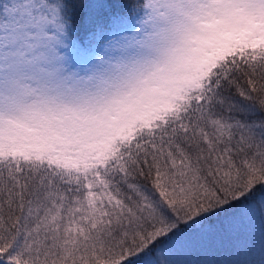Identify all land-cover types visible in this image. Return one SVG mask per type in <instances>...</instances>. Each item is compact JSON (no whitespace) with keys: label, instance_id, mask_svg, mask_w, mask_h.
<instances>
[{"label":"snow or ice","instance_id":"6c2138e0","mask_svg":"<svg viewBox=\"0 0 264 264\" xmlns=\"http://www.w3.org/2000/svg\"><path fill=\"white\" fill-rule=\"evenodd\" d=\"M0 264H264V0H0Z\"/></svg>","mask_w":264,"mask_h":264}]
</instances>
